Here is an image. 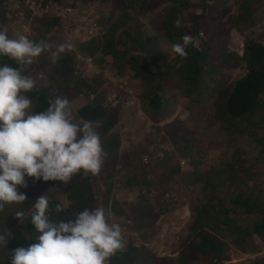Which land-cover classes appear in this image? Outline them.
<instances>
[{
	"label": "trees",
	"instance_id": "obj_1",
	"mask_svg": "<svg viewBox=\"0 0 264 264\" xmlns=\"http://www.w3.org/2000/svg\"><path fill=\"white\" fill-rule=\"evenodd\" d=\"M172 1L175 3H171ZM200 1L201 7L208 2H217ZM5 2L6 0H0V25L7 19ZM176 2L177 0H111L115 19L109 28L101 36L90 38L78 46V50H81L88 59L100 58L99 61L108 63L117 71L131 72L145 89L143 99L150 108L154 132L145 135L142 149L131 164L130 183H140L135 181L136 176H139L141 180L156 184L150 181L147 175L149 169L146 170L148 165L144 164L143 158L153 142L158 139L166 143L175 142L184 129L185 124L177 120L170 130L162 131L158 126L169 108V97L166 95L171 89L169 86L175 84L183 89L185 97L192 103L191 107L203 101H210L214 121L220 129L226 134L247 136L251 140V145L248 149L237 147L236 150H232L231 160L211 171H199L194 166L193 186L198 191L192 193V199L189 201L191 219L186 226L185 234L181 236L175 258L159 257L143 247H137L139 248L137 250L130 241L127 246L125 244L122 251L110 257L108 264H138V261H141V264H226L231 250L240 252L245 250L247 239L255 236L264 245V189L260 185L249 186L251 181L259 179L256 178L255 170L264 164V44L246 38L243 54L239 58L245 63V74L232 82L219 80L216 87L213 86L210 90L204 82V76L214 71L208 68L211 65L206 61L207 52L203 53L191 45L186 48L187 57L182 58L173 52L179 58L180 63L177 67V64L168 61L156 42V36H163L172 50L174 43L182 42L183 35L192 36L200 28L201 23L193 18L190 21L191 30L175 26L177 18L182 19L181 15L193 9L192 5ZM167 3L169 6L164 8L161 17L152 20L151 28L156 36L150 37L140 22V16L158 14ZM249 8L243 5V2L240 3V14L229 16L224 25L229 24V28L252 27L254 11ZM213 12L212 9V15ZM192 15L195 16V12ZM56 25L57 21L53 17L33 18L32 30L36 36L30 39L54 43L52 37L47 35ZM53 50L54 48L38 57V65L46 78L35 91L26 94L32 99V111L45 110L57 97L66 96L68 99L72 97V94L69 96L65 94V88L72 80L76 86L78 85L75 87L78 93L84 87L88 94L80 96L81 104L73 120L80 123L91 121L94 127L97 122L99 123L96 130L107 153L103 158L100 173L108 182L113 176L107 175V172L114 171L115 158L121 144L119 135L113 132L118 122V111L104 107V95L93 88L95 82H102L101 77L93 78L91 83L75 80V60L72 53H62L56 63H53L50 60ZM133 52H137L138 55L134 56ZM213 58L221 59L220 66L228 65L223 57ZM234 58L238 60L237 56ZM3 62L18 67L15 61L9 60L6 56L0 57V64ZM213 66L219 67L216 63ZM57 92H60L58 96ZM232 141L228 138L225 145L230 148ZM247 156L252 158L248 160ZM175 175L173 172L172 176ZM25 179L27 187L18 186V192L23 193L27 200L20 204L6 205L4 211L0 212V235L6 236L8 231H11L10 237H7V259L0 261V264H12L16 248H27L37 242L34 239L38 233L30 221L34 202L39 196L48 195L50 219L54 222L73 219L76 213L86 208L101 206L98 200L99 189L91 174L84 175L81 171L72 177L66 188L69 205L67 207L63 205L64 211L59 214L55 212V205L60 201L49 194V187L58 180L45 182L27 176ZM164 179L166 178H161L159 183H164ZM108 183L110 185V182ZM137 207V211L140 212L142 206ZM112 209L117 215H122V209L118 204H113ZM17 211L25 213L21 220L15 216ZM254 214H257V219L250 222L252 217L250 215ZM251 264H264V256Z\"/></svg>",
	"mask_w": 264,
	"mask_h": 264
},
{
	"label": "rangeland",
	"instance_id": "obj_2",
	"mask_svg": "<svg viewBox=\"0 0 264 264\" xmlns=\"http://www.w3.org/2000/svg\"><path fill=\"white\" fill-rule=\"evenodd\" d=\"M216 1L205 3L202 7L200 0L176 2L193 6V9L181 15V27L191 30L192 18L201 23L198 33L202 32L203 36L197 47L201 52H207L206 61L211 65L208 68L214 71L204 76V82L210 90L213 86L216 87L219 80L232 82L245 74V63L239 58L243 54L246 38L264 44V0ZM242 2L254 11V25L250 28L247 24L246 28H229V24L224 25L229 16L240 14L239 5ZM167 6L168 3L158 14L140 16V22L150 37L156 36L151 28L152 20L161 17L160 14ZM5 11L7 19L0 25V30L6 29L10 38L19 34L29 38L35 37L36 34L32 30L33 18H55L57 25L47 36L52 37L54 44L71 45V49L64 53L70 52L74 56V79L91 83L93 78L101 77L102 82H95L93 88L104 95V107L118 111V122L113 132L119 135L121 144L115 158V169L107 172V175L113 176L112 180H108L110 185L102 178L101 173L94 176V183L99 189V203L106 209H111L109 223L121 225L126 246L131 241L137 250V247H143L159 257L175 258L181 236L185 234L191 219L189 201L192 199V193L198 191L193 186L194 166L204 172L219 168L231 160L232 150L237 147L248 149L251 140L247 136L223 132L214 121L210 101H203L191 107L192 103L185 97L179 85L169 86L171 89L166 94L169 97V108L158 126L162 131L170 130L177 120L185 124L184 129L175 142L166 143L160 139L153 142L143 158L144 164L148 165L146 170L149 169L147 175L150 181L156 184L141 180L139 176H136L135 181L140 183H130L131 164L142 149L145 135L154 132L150 108L143 99L145 89L131 72L117 71L108 63L99 61L100 58L88 59L78 50V46L90 38L101 36L115 19L111 0H6ZM193 12L195 16L192 15ZM155 39L168 61L178 67L179 58L170 49L168 41L163 36H156ZM132 54L138 55L137 52ZM213 56L223 57L228 65L220 66L221 59L215 60ZM50 60L52 61V53ZM215 63L219 67H214ZM38 64L36 58L34 64L24 70L36 79L37 86L46 78ZM77 86L72 80L65 88L67 96L73 95L69 98L73 116L81 104L80 96L88 94L84 87L78 93L75 89ZM59 93L57 92V96ZM228 138L233 140L230 148L225 145ZM251 158L247 156L248 160ZM255 171L256 178L259 179L251 181L249 186L260 185L264 189V164ZM173 172L176 173L175 176H172ZM161 178H166L164 183H159ZM69 183L70 181L67 184L58 181L49 187V194L63 202L65 207L69 205L66 194ZM115 203L122 209V215L113 212L112 206ZM137 205L142 206L140 212L137 211ZM250 216V222L257 219V214ZM10 234L11 231H8L5 236L6 246L0 244V261L5 259L8 252L7 237L9 238ZM263 256L264 245L253 236L247 239L244 251L231 250L226 264H251ZM138 264H141V261H138Z\"/></svg>",
	"mask_w": 264,
	"mask_h": 264
},
{
	"label": "clouds",
	"instance_id": "obj_3",
	"mask_svg": "<svg viewBox=\"0 0 264 264\" xmlns=\"http://www.w3.org/2000/svg\"><path fill=\"white\" fill-rule=\"evenodd\" d=\"M181 24L177 18L175 26ZM194 35H183L172 51L187 57L186 48L195 46ZM53 48L52 62L56 63L71 45L36 42L23 34L10 38L6 29L0 30V57L18 65L0 64V212L6 205L27 200L18 192V186L27 187L26 176L67 184L81 171L99 174L107 155L96 130L99 123L94 127L91 121H74L68 97L55 98L43 111H32V99L26 94L36 90L37 82L24 69ZM63 211V202L57 203L55 212ZM24 215L23 211L15 213L20 220ZM110 216V208L98 206L76 213L73 219L54 222L49 197L41 195L34 202L30 221L38 233L37 242L16 248L12 264H108L125 247L121 225L109 223ZM6 243L0 235V244Z\"/></svg>",
	"mask_w": 264,
	"mask_h": 264
},
{
	"label": "built area",
	"instance_id": "obj_4",
	"mask_svg": "<svg viewBox=\"0 0 264 264\" xmlns=\"http://www.w3.org/2000/svg\"><path fill=\"white\" fill-rule=\"evenodd\" d=\"M203 36L202 32H199L196 36H195V46H193V48H196L198 49V43H199V40L201 39V37Z\"/></svg>",
	"mask_w": 264,
	"mask_h": 264
},
{
	"label": "crops",
	"instance_id": "obj_5",
	"mask_svg": "<svg viewBox=\"0 0 264 264\" xmlns=\"http://www.w3.org/2000/svg\"><path fill=\"white\" fill-rule=\"evenodd\" d=\"M6 259H7V254H6L5 259L3 261H5Z\"/></svg>",
	"mask_w": 264,
	"mask_h": 264
}]
</instances>
